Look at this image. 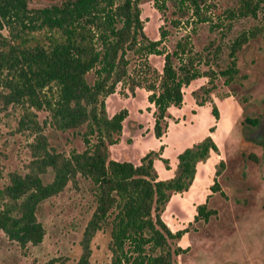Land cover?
I'll use <instances>...</instances> for the list:
<instances>
[{
  "label": "rangeland",
  "instance_id": "rangeland-1",
  "mask_svg": "<svg viewBox=\"0 0 264 264\" xmlns=\"http://www.w3.org/2000/svg\"><path fill=\"white\" fill-rule=\"evenodd\" d=\"M56 1L27 0V7ZM236 1L139 0L142 35L137 41L143 44L139 52L124 53L128 77L102 95L109 116L123 113L121 128L107 144L108 157L135 163L151 159L156 179L172 182L183 149H196L207 137L214 145L196 157L186 185L168 186L159 203L158 213L174 233L168 240L177 249L172 253L175 264H264V2L256 17L235 18L226 28L223 9ZM251 28L254 34L235 52L237 71L229 77L217 72L229 60L231 39ZM12 32L19 40L48 42L59 36L57 29L38 25ZM9 33L0 19V39ZM151 43L156 50L144 49ZM182 46L203 56L194 63H199L200 76L184 87L180 105L170 103L161 111L150 97L155 76L164 54L170 53L176 63ZM97 75L94 67L86 73L88 81ZM23 109L0 99V187L9 171H24L30 159L34 131L18 126ZM29 110L56 150L67 153L85 146L83 126L54 129L43 122L45 109ZM42 177L49 180L51 171ZM93 189L90 181L78 177L42 200L36 216L45 233L36 244L20 247L0 230V264H74L94 206ZM198 205H203L201 214ZM109 239L108 226L94 233L88 264H113Z\"/></svg>",
  "mask_w": 264,
  "mask_h": 264
},
{
  "label": "trees",
  "instance_id": "trees-1",
  "mask_svg": "<svg viewBox=\"0 0 264 264\" xmlns=\"http://www.w3.org/2000/svg\"><path fill=\"white\" fill-rule=\"evenodd\" d=\"M138 1L59 0L30 8L27 0H0V19L10 32L0 39V99L4 104L22 105L18 126L34 131L26 169L9 171L7 182L0 187V230L20 247L40 242L45 233L36 216L39 203L60 192L67 182L75 184L82 177L94 187V206L82 229L81 252L74 264H88L90 239L107 226L113 264H175L172 253L177 249L168 240L174 233L161 219L159 203L168 186L179 189L186 185L196 157L214 145L207 137L196 149H183L178 155L179 172L172 182L155 178L151 159L135 163L108 157L107 144L121 128L123 113L109 116L102 95L128 77L124 53L139 52L143 44L137 41L142 35ZM263 2L238 0L223 9L229 20L226 28L235 18L256 17ZM37 25L55 28L59 36L48 42L19 40L12 32ZM253 34L252 28L243 29L231 39L229 60L217 72L229 77L237 71L235 52ZM153 46L151 43L144 49L156 50ZM181 51L176 63L170 53L164 54L155 76L150 97L161 111L170 103L180 105L184 87L200 76L199 63H194L203 56L183 46ZM93 67L98 75L88 81L86 73ZM31 107L45 109L47 120L43 122L54 129L83 126L85 146L67 153L53 148ZM47 171H51V178L43 180ZM203 210V205H198L200 214Z\"/></svg>",
  "mask_w": 264,
  "mask_h": 264
}]
</instances>
